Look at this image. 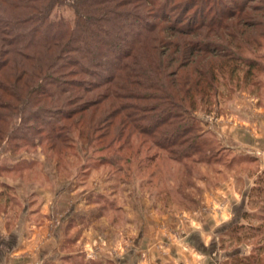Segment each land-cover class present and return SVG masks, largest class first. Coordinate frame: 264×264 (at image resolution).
I'll return each instance as SVG.
<instances>
[{"label":"trees","instance_id":"16d2710c","mask_svg":"<svg viewBox=\"0 0 264 264\" xmlns=\"http://www.w3.org/2000/svg\"><path fill=\"white\" fill-rule=\"evenodd\" d=\"M262 40L264 0H0V148L29 144L40 130L48 149L67 154L76 130L88 145L110 147L131 129L127 138L136 131L172 159L191 158L208 145L194 111L216 94L219 71L246 69L249 81L264 70L246 54ZM256 161L237 154V167ZM258 177L253 189L262 193L264 169ZM243 217L249 222L226 231L257 245L232 260L263 264L264 213Z\"/></svg>","mask_w":264,"mask_h":264},{"label":"rangeland","instance_id":"374dc122","mask_svg":"<svg viewBox=\"0 0 264 264\" xmlns=\"http://www.w3.org/2000/svg\"><path fill=\"white\" fill-rule=\"evenodd\" d=\"M60 11L71 15L67 7ZM262 41V46H255L246 54L259 58L264 65ZM245 70L219 71L216 94L194 111L196 133L205 135L208 145L194 150L191 158L172 159L168 151L153 144L151 137L136 131L127 138L131 129L110 147H104L103 142L88 145L77 130L72 133L75 136L65 131L63 136L75 140V143L67 141L70 144L64 142L69 145L64 147L67 154H63V149H48L46 136L40 130L37 132V128L29 144L19 139L6 140L0 148V233L17 223L25 229L33 219L41 221L39 225L43 221L57 227V220L76 209L75 215L85 213L89 223L82 221L81 224L85 236L81 260L67 264H87L86 256L98 264H116L115 259L113 263L105 261L111 252L119 253L120 258L125 253L129 264L143 261L155 264L159 251L141 248H147L156 235L158 240L184 241L187 247L163 251L170 257L177 254L181 261L160 258L156 260L158 264H237L232 255L237 252L250 255L257 239L254 243L237 242V231H226L227 228L237 223V213L242 210L264 213V191L259 193L253 189L261 181L257 178L260 166L252 162L237 167V141L228 138L237 132L238 110L244 113L251 102L264 99V70L256 69L249 81ZM79 93L80 90H75L69 97L72 99ZM19 122L14 120L12 126ZM122 141L127 142L126 148L114 149ZM210 145H214L212 151H209ZM246 175L250 177L247 180ZM241 202L246 208L240 206ZM239 221L249 222L244 217ZM251 221L258 223L256 217ZM123 226L130 233L124 239L125 229L121 232L112 228ZM85 230L92 234H84ZM160 230L163 235L159 234ZM127 239L133 244L128 250H119L118 243H125ZM139 239L145 243H139L140 249L134 243ZM100 244L104 249L96 248ZM113 246L117 250L109 252Z\"/></svg>","mask_w":264,"mask_h":264},{"label":"crops","instance_id":"0c3cea01","mask_svg":"<svg viewBox=\"0 0 264 264\" xmlns=\"http://www.w3.org/2000/svg\"><path fill=\"white\" fill-rule=\"evenodd\" d=\"M243 111L245 112L242 113L240 111L241 113H239V110L237 112V132L234 131L232 134H229L228 138H230V140L237 141L238 153H244L254 156L257 160V164L260 166V170H262L264 169V99H257V103L251 102V107L247 106ZM248 178H250L249 175L246 177V180ZM240 206H242V208L245 207L243 202L240 203ZM75 210L76 209H73V214L71 213V211L66 212L64 218L57 220L56 223L59 224V226L57 227L53 226L55 224L49 225L52 223L47 224L43 221L39 225L41 221L34 222L35 220L33 219L27 222L25 229H23L22 227H18V223L11 229L4 228L5 232L3 231L0 233V264H67L71 260L73 261L78 258L79 260H81L82 256L80 249L82 248V244L84 245L85 240V236L82 234L81 224L82 221L86 222V224L89 223V221H87L88 219H86V215L83 212H80L78 216L75 215ZM242 212L243 210L240 211V213H237V220L242 218ZM46 217L48 216L46 215ZM29 228L31 229L29 230ZM112 228L115 230L120 229L121 232H123V230L125 229V232L122 233L123 239L124 237H126V235L129 236L130 234L128 232L129 228H126L124 226L122 228ZM88 231L89 233L85 230L84 234H88V236H90L92 232H90V230ZM159 234L163 235L164 233L162 230H160ZM185 237H187V233ZM142 239H144V237ZM163 239L158 240V235H156L154 241L149 242L147 248L144 247L141 249L158 250V259L163 258V260H170L173 262L181 261L180 256L178 257L177 254L170 257L168 255L169 253L167 254L163 251H169L170 249L175 250V247L178 248V246L179 248L182 246L184 247V241L172 242L169 239L165 241ZM139 241L141 240L139 239L137 242H134L138 248L142 246L139 243H142L143 245L145 244L143 243V241ZM88 243L86 242L85 245L87 246ZM118 244L121 245V248H119V250L123 251L124 249L128 250L130 248V244L133 243H130L127 239L125 243H123L122 241V243ZM204 244L207 245V243ZM97 246L98 247L96 248L101 247V249H104L102 244ZM94 247L95 245L92 246V249H94ZM184 248L187 247L185 246ZM114 250H117L115 246L109 248L108 251L111 252ZM124 256L125 253H123L122 257L120 258L119 253L113 255L111 252L107 256V259L105 257V261L113 263V259H115V261L117 260L116 264H129L127 256H125V258ZM88 257H90L89 254ZM158 259L155 256V261L153 259L152 260L155 264H158ZM85 260L86 261L84 262H86L87 264H92L93 261L94 263H96L95 261H97L90 258L88 260L87 256ZM141 263L150 264L148 261L138 262L137 264Z\"/></svg>","mask_w":264,"mask_h":264}]
</instances>
